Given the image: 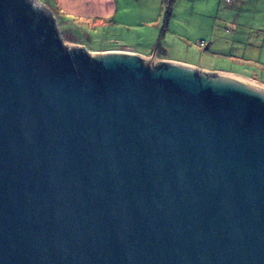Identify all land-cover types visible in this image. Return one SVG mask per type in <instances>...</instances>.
<instances>
[{
	"label": "water",
	"instance_id": "95a60500",
	"mask_svg": "<svg viewBox=\"0 0 264 264\" xmlns=\"http://www.w3.org/2000/svg\"><path fill=\"white\" fill-rule=\"evenodd\" d=\"M118 50L0 0V264H264V88Z\"/></svg>",
	"mask_w": 264,
	"mask_h": 264
},
{
	"label": "rangeland",
	"instance_id": "374dc122",
	"mask_svg": "<svg viewBox=\"0 0 264 264\" xmlns=\"http://www.w3.org/2000/svg\"><path fill=\"white\" fill-rule=\"evenodd\" d=\"M178 1H180L178 5H183L186 0H177L173 3L170 17L167 16V10L164 9L165 13L161 25L162 34L169 33L170 30L183 35L188 31L195 32L197 28L199 30V27L202 32L213 29L218 35L221 34L216 28V25H219L217 21L219 14L217 11L216 14L212 16L207 15L206 12L203 14L200 9L195 10L193 15L190 14L191 12H179L177 14L179 26L171 23L174 15V7ZM44 7L46 6L44 5ZM248 9H250V11H247ZM48 10L53 13L49 8ZM234 10L240 13L235 14V17H237V26L235 27L236 34L231 33L227 37L221 34L220 40L222 43L217 44L219 49H215L216 45L213 47V51L219 52L221 56L214 55L211 57L209 55L212 54L206 55L207 47H209L211 39H207L209 35L205 36V34L201 35L199 39H195L194 34L191 35V38L187 39L178 36L172 37L171 35H168L167 38H157L151 34L148 36H140L142 32L140 33V31H137L135 33L136 27L131 29L118 21L110 22L109 20L105 22L103 26H101V24L99 27L90 29L87 28L88 26H85L86 24L84 21L82 22L85 25H80V22H75L74 26H69L68 24H63L57 17V22L62 38L70 47H84L89 51L93 50L92 53L109 51L111 48L121 47L138 50L139 43H137V41L139 37H142L141 42H145L147 46L151 47V49H149L150 54H152L155 49L159 51L162 47L163 56H176L188 60L189 62H196L211 69L209 70L211 72H218L216 70L220 69L233 71L239 74H248L249 76L250 74H258L261 81L257 78L240 77L246 79V81L248 80V82L253 85L255 84L253 82H256L264 86V82H262V80L264 81V35L260 36L256 34L257 31L264 32V3H254ZM207 16H209V18ZM244 25H248L249 27L246 28ZM146 31L147 29H145L143 33H146ZM201 37L204 39H201ZM244 37L251 38V41L256 42V44L242 43ZM202 40L208 42L206 48H202ZM259 40L261 41L259 42ZM159 42L160 45L157 46ZM253 46H255V48ZM166 47H168L169 52L166 51ZM235 49H240L242 51L240 54L241 56L237 54ZM139 50H141V47H139ZM217 52L215 54H217ZM202 53H204L205 58H202V56H204ZM240 57H243V59Z\"/></svg>",
	"mask_w": 264,
	"mask_h": 264
},
{
	"label": "crops",
	"instance_id": "0c3cea01",
	"mask_svg": "<svg viewBox=\"0 0 264 264\" xmlns=\"http://www.w3.org/2000/svg\"><path fill=\"white\" fill-rule=\"evenodd\" d=\"M45 5L47 8H49L51 11H53L54 16L58 17L59 21H61L63 24H74L75 22H80V25L84 24L82 21L85 22V26H88L87 28H96L103 26V24L110 20V22H120L124 24L125 26L130 27L131 29L133 27H136L135 33L140 31L142 32V35L148 36L149 34L157 37V38H167L168 35H171L172 37H184L185 39L191 38V35H195V39H199L201 35L205 34V36H208L207 39H211L208 46V42L205 40H202V48L207 47V53L212 54L209 55H220L221 54L217 51H213L214 45H216L215 49H219L217 44H221V34L223 36H229L231 33L236 34L235 27L237 26V17H235V14H240L238 12H235L234 9L248 6L250 4L254 3H264V0H235L232 3H226L224 0H186L184 1L183 5H178L180 1L177 2L174 9V15L172 18L171 23L177 24L179 26V21L177 20V14L179 12H191L190 14L193 15L194 11L197 9H200V11L204 14L205 12L207 15H214L216 14V11L219 14V17L217 18V21L219 25H216V28L221 34L215 33V31L212 30H206L205 32H202L201 28L199 27L196 29L195 32H186L185 34H178L177 32H172L169 30V33L162 34L161 33V25L164 18V10L162 6V0H36ZM182 1V0H181ZM182 8V9H181ZM223 9V10H222ZM222 10V11H221ZM247 11H250L248 9ZM121 16V18H120ZM239 16V15H238ZM209 18V16H207ZM181 23V22H180ZM182 24V23H181ZM184 24V23H183ZM246 28H248V25H244ZM240 27V26H239ZM242 27V26H241ZM147 29L146 33H143ZM257 31V30H253ZM148 32V33H147ZM257 35L263 36V31H257ZM237 37V35H236ZM240 37V36H239ZM201 39H204L201 37ZM242 39V38H241ZM142 37H139L137 43L138 44V50L133 49L136 53L144 56V57H150L154 56L157 61H169V62H177V63H183L190 66H193L197 69L201 68L203 71L206 70L207 72H211L209 68L202 66L201 64H198L196 62H189L188 60H185L180 57H174V56H163V49L157 51L156 49L153 51L152 54L149 53V49H151L150 46H147L145 42H141ZM242 43L252 44L255 45L256 42H252L251 38H245L242 39ZM261 40H259L260 42ZM241 43V44H242ZM160 45V42L157 44V46ZM139 47H141V50H139ZM255 48V46H253ZM118 50L120 48H111L110 50ZM131 49V48H130ZM237 51V54H241L240 49H235ZM166 51L169 52L168 47H166ZM93 52V50L91 51ZM95 52V51H94ZM217 52V54H215ZM186 54V53H184ZM204 55V53H202ZM241 56V55H240ZM202 58H205V55L202 56ZM243 59V57H240ZM245 58V57H244ZM200 69V70H201ZM218 73H224L229 75H235V76H241V77H248L252 79H259L260 77L258 74H239L234 73L233 71L229 70H216ZM214 73V72H211ZM261 81V80H260ZM262 82H264L262 80Z\"/></svg>",
	"mask_w": 264,
	"mask_h": 264
},
{
	"label": "trees",
	"instance_id": "16d2710c",
	"mask_svg": "<svg viewBox=\"0 0 264 264\" xmlns=\"http://www.w3.org/2000/svg\"><path fill=\"white\" fill-rule=\"evenodd\" d=\"M177 0H162V6H163V10H167L166 14L168 17L171 16V11H172V7H173V3H175ZM165 13V12H164ZM69 26L70 25H73L74 24H68ZM165 32V31H164ZM113 50V49H112Z\"/></svg>",
	"mask_w": 264,
	"mask_h": 264
},
{
	"label": "built area",
	"instance_id": "2783aa9c",
	"mask_svg": "<svg viewBox=\"0 0 264 264\" xmlns=\"http://www.w3.org/2000/svg\"><path fill=\"white\" fill-rule=\"evenodd\" d=\"M226 3H232L235 0H224ZM118 51H122V52H128V53H136L133 49L130 48H126V47H121Z\"/></svg>",
	"mask_w": 264,
	"mask_h": 264
},
{
	"label": "bare ground",
	"instance_id": "6f19581e",
	"mask_svg": "<svg viewBox=\"0 0 264 264\" xmlns=\"http://www.w3.org/2000/svg\"><path fill=\"white\" fill-rule=\"evenodd\" d=\"M241 78V77H240ZM242 79V78H241ZM244 80V79H243ZM246 80V79H245ZM248 81V80H247ZM253 83H255L254 85H256L257 83L256 82H253ZM258 86H260V87H262V88H264V86L263 85H259V84H257Z\"/></svg>",
	"mask_w": 264,
	"mask_h": 264
}]
</instances>
